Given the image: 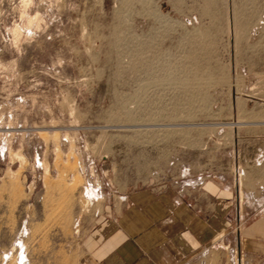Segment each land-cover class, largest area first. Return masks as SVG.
Listing matches in <instances>:
<instances>
[{
    "label": "rangeland",
    "instance_id": "1",
    "mask_svg": "<svg viewBox=\"0 0 264 264\" xmlns=\"http://www.w3.org/2000/svg\"><path fill=\"white\" fill-rule=\"evenodd\" d=\"M208 182L264 205V0H0V264H80L114 194Z\"/></svg>",
    "mask_w": 264,
    "mask_h": 264
},
{
    "label": "crops",
    "instance_id": "2",
    "mask_svg": "<svg viewBox=\"0 0 264 264\" xmlns=\"http://www.w3.org/2000/svg\"><path fill=\"white\" fill-rule=\"evenodd\" d=\"M204 191L205 206L173 187L125 191L119 204L114 194L86 236L80 264H202L217 244L215 214L223 223L224 262L235 248L239 264H264V205L248 210L221 184L208 182Z\"/></svg>",
    "mask_w": 264,
    "mask_h": 264
}]
</instances>
